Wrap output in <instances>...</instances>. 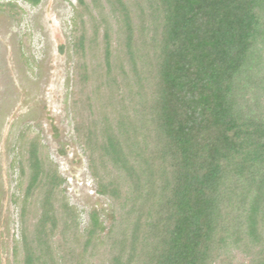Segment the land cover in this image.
Listing matches in <instances>:
<instances>
[{"label":"trees","instance_id":"16d2710c","mask_svg":"<svg viewBox=\"0 0 264 264\" xmlns=\"http://www.w3.org/2000/svg\"><path fill=\"white\" fill-rule=\"evenodd\" d=\"M75 14L74 130L113 211L81 232L55 164L23 141L21 264H264V0H76Z\"/></svg>","mask_w":264,"mask_h":264},{"label":"rangeland","instance_id":"374dc122","mask_svg":"<svg viewBox=\"0 0 264 264\" xmlns=\"http://www.w3.org/2000/svg\"><path fill=\"white\" fill-rule=\"evenodd\" d=\"M15 2L17 17L5 11ZM76 0H0V264H21L19 210L25 181L19 147L37 138L63 179L79 228L94 211L107 226L111 201L97 193L88 156L74 130L73 19ZM17 246V253L14 247ZM236 260L244 256L234 251Z\"/></svg>","mask_w":264,"mask_h":264}]
</instances>
